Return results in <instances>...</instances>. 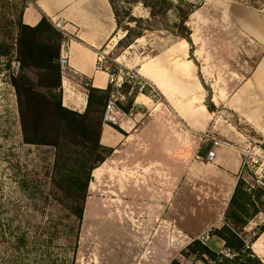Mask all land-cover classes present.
Returning <instances> with one entry per match:
<instances>
[{
	"label": "rangeland",
	"instance_id": "rangeland-1",
	"mask_svg": "<svg viewBox=\"0 0 264 264\" xmlns=\"http://www.w3.org/2000/svg\"><path fill=\"white\" fill-rule=\"evenodd\" d=\"M113 1L120 24L112 39L122 38L116 42L111 39L101 48L99 70L113 78L110 95L117 99L119 110L131 111L130 97L136 87L137 94L144 95L143 90L157 103L162 102L158 83L152 84L141 66L152 59L157 61L155 57L166 48L179 47L186 50L184 61L192 66L191 76L200 83L202 104L207 110L214 107L210 111L214 112L210 120L214 129L206 127L193 141L186 125H178L172 114L140 125L138 138L132 141L131 132L127 144L96 168V176L91 174L78 239L66 244L62 231L69 228L65 221L68 212L58 205L60 196L49 185L54 151L24 145L21 140L17 102L10 85V77L19 71L16 28L10 23L18 17L21 5L18 0H2L0 52L8 53L0 56V189L12 201L21 200V213L29 210L34 216L35 224L29 229L39 244L31 256H26L27 264H170L173 259L182 264H203L184 258L181 251L193 239L201 242L205 238L206 244L218 251L208 235L223 224L233 183L205 161L214 140L236 145L242 151L243 189L263 211L245 229L246 240L264 226V138L227 114L220 104L248 78L263 54L259 44L240 32L238 23L248 19V29L261 32L264 0L256 4L257 9L248 3L250 0H189L194 7L184 23L190 33L188 41L173 35L180 12L158 6L151 18L141 3ZM166 1L177 5V0ZM181 10L189 11L183 4ZM129 11L140 19L137 24L127 22L124 14ZM138 32L142 39L136 42L133 36ZM169 58H173L171 62L182 61V57ZM27 75L36 81L33 72ZM119 77H123L124 86ZM92 110L100 119V110ZM139 158L144 161L139 163ZM155 160L160 163L155 164ZM20 181L23 188L18 192L14 183L20 185ZM47 235L50 240L45 244L42 241ZM252 245L261 255L264 232ZM12 254L6 244L0 246V264L13 259ZM263 255L259 258L264 259Z\"/></svg>",
	"mask_w": 264,
	"mask_h": 264
},
{
	"label": "trees",
	"instance_id": "trees-1",
	"mask_svg": "<svg viewBox=\"0 0 264 264\" xmlns=\"http://www.w3.org/2000/svg\"><path fill=\"white\" fill-rule=\"evenodd\" d=\"M260 1L250 0L248 3L257 9L256 4ZM18 2L21 5L19 15L10 24L16 28L15 46L19 71L10 77V85L16 97L21 140L24 145L53 149L49 185L60 196L58 205L63 206L68 212L65 221L68 222L66 226L69 228L62 231L66 244L75 243L78 239V230L81 225L89 183L92 179V171L113 153L112 149L103 147L99 143L102 111L111 90L110 86L106 90L88 87L87 107L83 113L63 107L59 55L64 34L46 17H42L39 23L33 27L24 25L21 22V14L27 6L28 0H18ZM108 2L118 29L119 13L115 8L114 1L108 0ZM125 3H130V1L126 0ZM136 3H141L145 9H148L151 18L155 15L154 8L158 6L161 9H174L175 12H180L179 23L174 24L173 35H180L181 38L189 40L190 33L184 23L193 13L191 11L194 7L192 3L177 0V5L173 6L166 0H132V5ZM182 4L188 7V12L181 10ZM124 17L128 20L127 22L132 21L135 24L140 20L133 17L130 11L126 12ZM181 31H185L186 34ZM129 34L127 31L124 38L127 39ZM141 37V32L135 33L133 40ZM131 43L133 42H129L128 45ZM7 53V51H2L0 56H6ZM28 71L33 72L36 76L35 82L27 75ZM125 84L123 83V86ZM137 93L138 88H133L129 103ZM141 93L145 94L143 90ZM92 109L100 110V119L92 115ZM213 109L214 107L208 106V111H213ZM121 110L124 113L128 111L127 109ZM14 184L17 185V191L20 192L19 188H23L21 181L20 185ZM244 185L245 181L240 176L225 210L223 224L220 227H215L208 235L209 238L220 239L229 256L219 253L207 244L203 245L198 239H193L181 251L184 258H193L203 264H208V262L211 264H263L252 251L251 246L264 232V226L260 227L252 238L248 240L245 238V229L251 220L263 211L246 194L243 189ZM22 193L24 194L25 191ZM12 200L5 196L0 189V246L6 244L7 249L11 250L14 255L13 259L7 260L3 264H27L26 256H31L39 244L38 238L31 235L29 229L35 224L34 216L25 209L21 213L18 204L21 200ZM38 200L41 199L38 198ZM14 224L16 225L13 226ZM74 229L77 232L73 234ZM49 240L47 235L42 242L47 244ZM2 261L3 259L0 258V262ZM170 264L182 263L173 259Z\"/></svg>",
	"mask_w": 264,
	"mask_h": 264
},
{
	"label": "crops",
	"instance_id": "crops-1",
	"mask_svg": "<svg viewBox=\"0 0 264 264\" xmlns=\"http://www.w3.org/2000/svg\"><path fill=\"white\" fill-rule=\"evenodd\" d=\"M42 17L49 19L68 38L67 47L64 49L68 68L61 72L62 106L83 113L87 107L88 87L106 90L111 86L110 75L97 68L101 48L114 37L117 29L110 4L108 0H28L21 14V22L33 27ZM249 22L251 21L248 19H240V32L259 44L263 54L248 78L220 104L227 114L250 128L256 136L264 138V29L261 32L248 29ZM260 22L264 24V20ZM118 39L112 41L116 42ZM141 39L142 37L136 42ZM181 45L185 44L181 42ZM172 55L174 58L182 57L179 58L182 61L171 62L173 58L169 57ZM185 56V49L170 47L155 57L157 61L152 59L141 66L146 72L145 77L151 78L152 84L158 83L162 102L157 103L147 94H136L132 100L131 111L118 113V124L101 126V146L112 149L115 153L127 144L131 132L132 141L138 138L140 125L149 120L153 121L152 118H162L168 114H172L178 125H186L185 128L190 132L193 141H196V137L206 127L210 128L211 125L214 129V124H210L214 112L208 111L202 104L204 96L200 83L191 76L192 66L184 61ZM226 132L234 137L229 129H226ZM135 146L132 143V148ZM212 150L214 158L212 162L206 163L232 180V195L240 177L242 151L240 152L236 145H228L222 141ZM142 161V158L138 159L139 163ZM154 163L160 162L155 160ZM97 169L93 171L92 176L97 175ZM210 240L218 251L223 249L224 243L220 239L212 237ZM254 246H251L252 251L258 257L264 254V251H261V255H258ZM261 261L264 264V259L261 258Z\"/></svg>",
	"mask_w": 264,
	"mask_h": 264
},
{
	"label": "built area",
	"instance_id": "built-area-1",
	"mask_svg": "<svg viewBox=\"0 0 264 264\" xmlns=\"http://www.w3.org/2000/svg\"><path fill=\"white\" fill-rule=\"evenodd\" d=\"M67 41H68V38L64 34V39L60 45V55H59V68H60L61 72H64L68 68V58H67L66 52H64V49L67 47ZM101 63H102V57L99 54L98 55V61H97V64L99 66L98 69H100ZM118 79L121 82L120 84H122L123 83V81H122L123 77H119ZM109 81H110V84H112L113 78L111 76H109ZM117 86L119 87L120 85L117 84ZM116 101H117V99H114L113 96H111L107 100V102L105 103L103 111H102V117H101L102 125H116L119 123L117 116H118V113L120 112V110L116 105ZM218 143H219L218 141L214 140L213 147L217 146ZM213 158H214V151L211 149L210 151L207 152V154L205 156V161L210 163V162H212ZM206 240H207V238L202 239L201 243L203 245H206ZM221 252H222L221 254H223V255L225 254V256H226L227 255L226 253L228 251L226 249H223Z\"/></svg>",
	"mask_w": 264,
	"mask_h": 264
},
{
	"label": "water",
	"instance_id": "water-1",
	"mask_svg": "<svg viewBox=\"0 0 264 264\" xmlns=\"http://www.w3.org/2000/svg\"><path fill=\"white\" fill-rule=\"evenodd\" d=\"M188 2L193 4V2H191V1H189V0H188Z\"/></svg>",
	"mask_w": 264,
	"mask_h": 264
}]
</instances>
